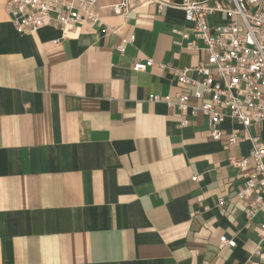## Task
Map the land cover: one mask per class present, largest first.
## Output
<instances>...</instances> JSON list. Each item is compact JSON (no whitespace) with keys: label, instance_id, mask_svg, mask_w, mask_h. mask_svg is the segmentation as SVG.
<instances>
[{"label":"crops","instance_id":"obj_1","mask_svg":"<svg viewBox=\"0 0 264 264\" xmlns=\"http://www.w3.org/2000/svg\"><path fill=\"white\" fill-rule=\"evenodd\" d=\"M4 3L0 264H264V209L246 220L243 179L228 164L250 143L228 144L230 118L212 141L200 114L181 128L174 105L149 101L189 94L172 69L207 65L172 32L192 37L180 0L103 12L65 34L18 33ZM247 133L264 140V123Z\"/></svg>","mask_w":264,"mask_h":264},{"label":"built area","instance_id":"obj_2","mask_svg":"<svg viewBox=\"0 0 264 264\" xmlns=\"http://www.w3.org/2000/svg\"><path fill=\"white\" fill-rule=\"evenodd\" d=\"M146 0H5L9 20L18 33H35L45 26H55L63 34L78 24L95 25L103 12L125 17ZM185 23L192 34L173 30L180 37L181 48L204 52L207 65L172 69L180 89L174 100L150 96L149 101L174 105L181 113L179 127L188 124L189 116L200 114L207 122L209 138L218 141L223 119L235 125L227 133L228 144L250 143L247 156L228 159L243 179V188L235 198L247 204L246 220L264 209V140L249 135L251 126L264 123V0H180ZM157 8H162L157 3ZM216 17H219L218 19ZM130 37L128 42H132ZM201 42L202 45H199ZM120 53L124 49L119 48ZM153 64L145 59L133 64L140 72ZM196 180V177L193 178ZM223 200L219 201L222 205ZM264 231V224L260 225ZM220 243L228 248L234 239L222 236Z\"/></svg>","mask_w":264,"mask_h":264}]
</instances>
